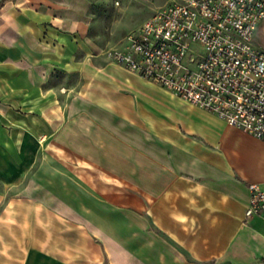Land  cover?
Listing matches in <instances>:
<instances>
[{
	"label": "crops",
	"instance_id": "1",
	"mask_svg": "<svg viewBox=\"0 0 264 264\" xmlns=\"http://www.w3.org/2000/svg\"><path fill=\"white\" fill-rule=\"evenodd\" d=\"M90 9L0 8V264H89L72 230L103 242L119 212L144 241L112 242L109 264H261L264 217L245 213L264 141L105 63Z\"/></svg>",
	"mask_w": 264,
	"mask_h": 264
},
{
	"label": "built area",
	"instance_id": "2",
	"mask_svg": "<svg viewBox=\"0 0 264 264\" xmlns=\"http://www.w3.org/2000/svg\"><path fill=\"white\" fill-rule=\"evenodd\" d=\"M263 20L264 0H178L104 55L264 141V50L254 42ZM249 190L246 221L264 217V190Z\"/></svg>",
	"mask_w": 264,
	"mask_h": 264
},
{
	"label": "rangeland",
	"instance_id": "3",
	"mask_svg": "<svg viewBox=\"0 0 264 264\" xmlns=\"http://www.w3.org/2000/svg\"><path fill=\"white\" fill-rule=\"evenodd\" d=\"M176 1L178 0H89L92 19L89 38L97 45L98 51L104 55L108 49L119 46L127 34L140 28L156 12ZM104 61L107 64L112 63L107 59ZM114 216L117 217L115 221L119 225V230L112 236H104L103 242L94 241L91 236L80 233L81 230H76L78 234L72 230V254L81 255L85 258L83 261L89 264H109L111 252L106 248L112 242L120 244L125 249L130 244L137 248L142 247L144 237L139 220L136 222V229L133 230L129 228L127 216L123 212L114 214ZM100 243L104 246L103 255L98 248ZM126 261L127 257L122 262L127 264Z\"/></svg>",
	"mask_w": 264,
	"mask_h": 264
},
{
	"label": "trees",
	"instance_id": "4",
	"mask_svg": "<svg viewBox=\"0 0 264 264\" xmlns=\"http://www.w3.org/2000/svg\"><path fill=\"white\" fill-rule=\"evenodd\" d=\"M9 1H12V0H3V1L0 3V8H1L6 2H9Z\"/></svg>",
	"mask_w": 264,
	"mask_h": 264
}]
</instances>
